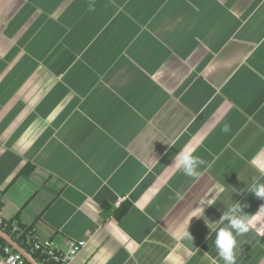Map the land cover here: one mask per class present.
Masks as SVG:
<instances>
[{"label": "crops", "instance_id": "obj_1", "mask_svg": "<svg viewBox=\"0 0 264 264\" xmlns=\"http://www.w3.org/2000/svg\"><path fill=\"white\" fill-rule=\"evenodd\" d=\"M185 147L198 178L169 168ZM254 178L264 0H0L5 220L63 253L86 242L70 264H223L212 223L233 199L257 214L237 264H261Z\"/></svg>", "mask_w": 264, "mask_h": 264}, {"label": "clouds", "instance_id": "obj_2", "mask_svg": "<svg viewBox=\"0 0 264 264\" xmlns=\"http://www.w3.org/2000/svg\"><path fill=\"white\" fill-rule=\"evenodd\" d=\"M224 131H228L225 125ZM204 161L200 156L196 155L190 148L177 152L175 159L169 166L180 169L185 176L198 178L201 175V168ZM246 191L253 194L256 198L264 200V180L254 178L250 185H247ZM243 194V193H240ZM247 205L240 202H233L230 207H226L220 220L212 224H221L215 232L214 245L217 250L218 257L223 264H237L238 240L241 234L248 233L253 226V216L244 212ZM205 209V208H204ZM203 209V213H204ZM264 264V260H261Z\"/></svg>", "mask_w": 264, "mask_h": 264}, {"label": "built area", "instance_id": "obj_3", "mask_svg": "<svg viewBox=\"0 0 264 264\" xmlns=\"http://www.w3.org/2000/svg\"><path fill=\"white\" fill-rule=\"evenodd\" d=\"M122 201L116 203L117 207H120ZM1 202H0V229L9 234L15 241L22 239V243H19L25 248L24 245L30 247V253L32 255L38 253L41 264H70L72 260L81 252L85 247L84 241H73L70 243L68 251L63 253L58 251L54 247L52 241H41L38 236L33 232H25V229L15 224L14 222L7 221L1 216ZM0 264H30L20 253L13 250L7 243H0Z\"/></svg>", "mask_w": 264, "mask_h": 264}, {"label": "water", "instance_id": "obj_4", "mask_svg": "<svg viewBox=\"0 0 264 264\" xmlns=\"http://www.w3.org/2000/svg\"><path fill=\"white\" fill-rule=\"evenodd\" d=\"M0 239L13 248L14 251L20 253L30 264H41L26 248L21 246L9 234L0 229Z\"/></svg>", "mask_w": 264, "mask_h": 264}, {"label": "trees", "instance_id": "obj_5", "mask_svg": "<svg viewBox=\"0 0 264 264\" xmlns=\"http://www.w3.org/2000/svg\"><path fill=\"white\" fill-rule=\"evenodd\" d=\"M130 206L131 205H129V204L122 203L120 205V207H118V209L116 210V213H115L116 218L118 220L123 218V216H125L127 214L128 210L130 209ZM103 207H104V209H108V205L107 204H103ZM23 229H25L26 233H28L30 231V229H26V228H23ZM16 241L19 242V243H22V239H19V240H16ZM0 243L5 244V242L2 239H0ZM24 246H25V248H27L30 251V247H28L26 245H24ZM34 257L39 259L38 253L34 254Z\"/></svg>", "mask_w": 264, "mask_h": 264}]
</instances>
